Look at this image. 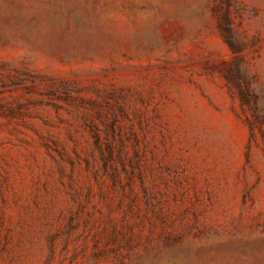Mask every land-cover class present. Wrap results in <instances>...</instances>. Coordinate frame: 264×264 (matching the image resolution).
<instances>
[{"label": "rangeland", "instance_id": "rangeland-1", "mask_svg": "<svg viewBox=\"0 0 264 264\" xmlns=\"http://www.w3.org/2000/svg\"><path fill=\"white\" fill-rule=\"evenodd\" d=\"M263 115L264 0H0V264H264Z\"/></svg>", "mask_w": 264, "mask_h": 264}, {"label": "trees", "instance_id": "trees-1", "mask_svg": "<svg viewBox=\"0 0 264 264\" xmlns=\"http://www.w3.org/2000/svg\"><path fill=\"white\" fill-rule=\"evenodd\" d=\"M262 117H264V115H263ZM262 117H261V116H259V117H258V119H261Z\"/></svg>", "mask_w": 264, "mask_h": 264}]
</instances>
